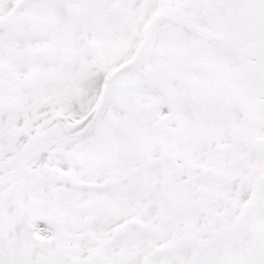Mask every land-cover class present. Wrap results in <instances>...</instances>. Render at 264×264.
I'll return each instance as SVG.
<instances>
[{"label": "snow or ice", "instance_id": "snow-or-ice-1", "mask_svg": "<svg viewBox=\"0 0 264 264\" xmlns=\"http://www.w3.org/2000/svg\"><path fill=\"white\" fill-rule=\"evenodd\" d=\"M0 264H264V0H0Z\"/></svg>", "mask_w": 264, "mask_h": 264}]
</instances>
